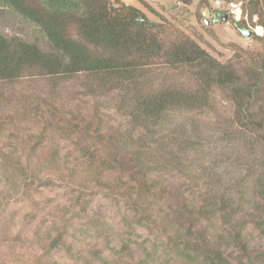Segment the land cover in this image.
Listing matches in <instances>:
<instances>
[{
    "label": "trees",
    "instance_id": "obj_1",
    "mask_svg": "<svg viewBox=\"0 0 264 264\" xmlns=\"http://www.w3.org/2000/svg\"><path fill=\"white\" fill-rule=\"evenodd\" d=\"M257 3L251 1L255 7ZM0 8L37 27L40 36L29 41L0 32V81L82 77L91 96L117 97V112L126 125L109 131L94 113L50 107L45 118L36 109L46 127L35 139L19 142L21 156L4 158L17 171L21 190L15 185L0 189V248H21L31 253L30 264H43L64 244L65 224L41 230L31 225L37 220L34 211L18 217L11 208L15 201L31 198L36 192L32 187L46 186L45 179L53 178L75 185L79 194L101 193L131 203L147 221L159 205L168 220L160 226L163 233L198 264H264V251L251 249L244 236V192L222 184L217 168L198 172L194 165L201 142L195 143L193 128L178 120L179 113L212 114L214 91L225 95L235 125L221 134L257 136L248 141L251 146L242 143L261 153L253 195L258 205L254 211L264 217V191L257 188L264 174V49L257 70L241 76L233 65L219 63L191 41L165 44L161 25L118 0H0ZM233 25L240 29L244 23ZM256 38L264 46V34ZM166 77L178 78L166 85ZM53 129L66 132L72 153L44 151L55 146L44 135ZM260 222V216L250 221L258 228ZM120 253L131 258L127 247ZM2 255L0 264L19 260L3 263Z\"/></svg>",
    "mask_w": 264,
    "mask_h": 264
},
{
    "label": "rangeland",
    "instance_id": "obj_2",
    "mask_svg": "<svg viewBox=\"0 0 264 264\" xmlns=\"http://www.w3.org/2000/svg\"><path fill=\"white\" fill-rule=\"evenodd\" d=\"M118 1L161 25L160 38L167 45L191 41L219 63L233 65L241 76L258 68L264 49L262 41L256 38L264 34V16L259 2L255 7L250 0H192L189 4H183L181 0ZM230 1L243 3L245 18L242 19L244 26H240V29L235 28L231 19L218 22L211 17L215 11H224ZM257 26L262 28V35L257 33ZM240 30H252L254 34L246 38ZM0 32L29 41L40 37L37 27L6 8H0ZM71 34H74L73 30ZM177 78L166 77V85ZM85 85L82 77L57 82L38 76H27L12 82L0 81V189L15 185L21 190L17 171L11 169L4 158L6 155L13 158L21 156L24 150L19 148V142L35 139L46 127L36 109L44 111L56 107L64 112L73 109L79 113H94L101 126L109 131L126 126L122 112H117V97L97 93L91 96ZM212 101L215 108L212 114L190 117L179 113L178 120L185 127L190 125L193 128L195 143L201 142L199 157L194 165L198 172L210 167L217 168L216 175L222 184L237 186L244 192V236L251 249L264 251V222H260L259 228L250 223L254 217L264 218L263 214L254 211L258 205L253 195V180L256 168L261 163L258 159L261 153L250 148L248 143L257 140V136L247 132L244 136L222 135V129L228 131L231 125H235L233 108L219 91H214ZM44 116H48L45 111ZM59 126L63 127L64 124ZM44 135L55 141L54 148L46 146L45 152L57 150L61 155L72 153L66 132L57 129ZM242 140L249 145L242 143ZM167 179L173 182L179 180L177 177ZM202 180L203 177L197 181L198 186ZM45 181L46 186L32 187L36 192L30 200L21 198L11 205L18 217L24 212L34 211L37 220L31 225L41 230L52 223L66 225L64 244L42 259L43 264H198L177 248V240L163 233L160 226L168 224V220L159 205L153 206L152 220L147 221L131 203L101 193L88 194L84 191L79 194L75 185L53 178ZM257 188L264 191V174L260 176ZM17 221L19 224L20 218ZM209 224L203 222L202 226ZM209 227L212 228L211 224ZM126 247L131 258L120 253ZM0 253H3V263L19 259L15 264H30L32 260L31 253L21 248L9 250L3 247Z\"/></svg>",
    "mask_w": 264,
    "mask_h": 264
},
{
    "label": "built area",
    "instance_id": "obj_3",
    "mask_svg": "<svg viewBox=\"0 0 264 264\" xmlns=\"http://www.w3.org/2000/svg\"><path fill=\"white\" fill-rule=\"evenodd\" d=\"M250 1H257L260 3V8L264 16V1L262 0H250ZM224 11L227 12L229 19L233 20L234 22H239L245 18L244 7L241 1L228 2Z\"/></svg>",
    "mask_w": 264,
    "mask_h": 264
},
{
    "label": "water",
    "instance_id": "obj_4",
    "mask_svg": "<svg viewBox=\"0 0 264 264\" xmlns=\"http://www.w3.org/2000/svg\"><path fill=\"white\" fill-rule=\"evenodd\" d=\"M211 17L214 21L218 22H227L229 19L228 14L225 11H216L211 14ZM205 25H207V23H205ZM240 33L246 38H249L254 34L252 30H240Z\"/></svg>",
    "mask_w": 264,
    "mask_h": 264
},
{
    "label": "bare ground",
    "instance_id": "obj_5",
    "mask_svg": "<svg viewBox=\"0 0 264 264\" xmlns=\"http://www.w3.org/2000/svg\"><path fill=\"white\" fill-rule=\"evenodd\" d=\"M256 30H257V33H258L259 35H262V28H261V27H258V26H257Z\"/></svg>",
    "mask_w": 264,
    "mask_h": 264
},
{
    "label": "flooded vegetation",
    "instance_id": "obj_6",
    "mask_svg": "<svg viewBox=\"0 0 264 264\" xmlns=\"http://www.w3.org/2000/svg\"><path fill=\"white\" fill-rule=\"evenodd\" d=\"M216 12V11H215Z\"/></svg>",
    "mask_w": 264,
    "mask_h": 264
}]
</instances>
